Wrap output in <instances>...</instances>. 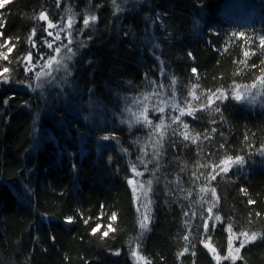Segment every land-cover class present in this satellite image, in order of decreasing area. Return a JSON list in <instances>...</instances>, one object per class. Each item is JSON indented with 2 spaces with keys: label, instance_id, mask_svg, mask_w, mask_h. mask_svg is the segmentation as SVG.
I'll use <instances>...</instances> for the list:
<instances>
[{
  "label": "trees",
  "instance_id": "trees-1",
  "mask_svg": "<svg viewBox=\"0 0 264 264\" xmlns=\"http://www.w3.org/2000/svg\"><path fill=\"white\" fill-rule=\"evenodd\" d=\"M116 5L10 0L0 8V73L10 69L0 75V264H264V0ZM41 12L53 24L74 18L72 53L53 51L67 44L65 32L47 47L56 30L44 31ZM89 15L97 20L84 27ZM49 56L62 63L38 86L25 65L41 68ZM217 89L228 98L202 108ZM185 131L200 135L193 142ZM227 156L244 163L211 179ZM242 232L259 235L245 242Z\"/></svg>",
  "mask_w": 264,
  "mask_h": 264
},
{
  "label": "snow or ice",
  "instance_id": "snow-or-ice-1",
  "mask_svg": "<svg viewBox=\"0 0 264 264\" xmlns=\"http://www.w3.org/2000/svg\"><path fill=\"white\" fill-rule=\"evenodd\" d=\"M9 2H10V0H2V2H0V8H2L5 4H7ZM112 2H113L114 5H116V0H112ZM57 6H59V0H57ZM116 7H117V10H120L118 5H116ZM37 19L47 21V28L44 29V31H47L48 28L56 30L55 31V35L53 34V32L47 31L48 36H53V40L52 41H48V40L44 41V43L47 44L48 48L52 49L53 48V44L56 41L61 40L60 33L61 32H65L66 33V38H67V41H68L67 44H61L60 46H57L56 48H54L53 51L58 54L61 51V48H64V49H66V51L68 53H72V48L70 47V45L72 44L71 28H72V25L75 23L73 17L69 16L66 23L61 24V23L57 22V24H53L52 21L48 19V16H47L46 12H41L39 14V16L37 17ZM96 20H97V17L95 15H89V16H87V17H85L83 19V25H84V27H89L90 24L91 23H95ZM35 31L36 30L33 29L32 36L35 35ZM241 35H243V34H241ZM29 39L31 40L32 37L30 36ZM260 44H261V47H264V37L260 38ZM3 46L4 45H0V47H3ZM32 46L35 47V41H32ZM14 47H15V45L12 46V48H14ZM12 48H8V52L9 53L12 51ZM189 55H191V53H189ZM244 55H245V57H247L249 55V53L245 52ZM41 58L43 59V56H41ZM3 59L7 60L8 56L7 55H3ZM24 59L27 60L29 62V64H31L32 53L29 52L27 54V56L24 57ZM68 59H71V56H69ZM61 63H62V60H58L56 58V56H49L48 59L45 61V65L42 66L41 71L35 73L36 78L37 79H41L42 77L51 76V71L53 69V65L55 64L56 67H57V70H58L59 66L61 65ZM34 67H35V65H32V68H34ZM44 67H47L48 71H44ZM66 67L67 66L65 65V68ZM31 70H32L31 68H29L27 65H25V71L26 72L27 71H31ZM9 71H10V69L8 67H4L3 71H2V73H0V75H3L4 73H8ZM192 71L195 73L196 69H192ZM261 71H262V73H264V69H262ZM3 79H4L5 82H7L8 77L6 75H4ZM257 79L259 80L261 85H264V74H262ZM172 83L175 84V80L174 79H173ZM255 86L256 85L253 84L251 87H255ZM196 87H198V86L197 85L193 86V88H196ZM240 87L241 86L236 85L235 88L233 89V92H232V95H233V97L236 100L243 99V96L238 94L237 91H236V89H239ZM245 87H247V86H245ZM190 94L194 96V93H190ZM227 98H228V94H227L226 90L217 89L215 92H210V94L207 97L208 104L207 105H202V108L206 109L208 106H210L211 104L215 103L216 100H223V99H227ZM156 110L163 112L164 109L163 108H157ZM215 110L217 112L220 111V109L218 107ZM180 111H181V115L185 114L183 109H180ZM194 112H195L194 109L193 110H189L187 114L188 115H194ZM141 116H143L144 122L147 123L149 126H151V121H149L148 118H147L146 110L141 112ZM178 120H180V117H173V121L174 122L178 121ZM181 123H183V122L181 121ZM163 127H164V124H163V121H161L160 124H158V125H156L154 127L153 132L155 133L157 130H159V129L163 128ZM183 127H184V129H188V125L187 124H183ZM164 134H165L164 131H159L160 140L157 141L158 144L163 140ZM182 135L184 136V138L186 140L191 138L193 140V142H195V140L199 137L200 134L197 133L196 136L190 137L189 133L187 131H185V132L182 133ZM205 138L207 139V137H205ZM103 139H110V137L105 136V137H103ZM245 139H247V137H245ZM222 147H223V145H221V148ZM141 163H144V161L142 159H141ZM243 163H244L243 157L237 156V157L233 158L231 156H227L226 158H224L223 160L220 161V164L214 166V170L215 169H219V171H216L215 175H211V179H215L216 175H220L222 173H227L229 171V169L234 164H243ZM131 168H132V171L137 176L143 175L142 172H138L136 170V166L135 165H132ZM128 183L132 184L133 180L129 179ZM147 184H148L149 190H150L152 181L151 180L147 181ZM140 187L143 188L144 185L141 184ZM201 191H205V189H201ZM211 191H212L213 196H215V189H211ZM242 191H243V189H242ZM145 195H147L146 192H145ZM217 199H218V197H217ZM249 203H254V201L249 200ZM213 207H214V205H213ZM207 211L211 214L212 213V207H209L207 209ZM66 219H67L68 222H71V220H72L71 217H67ZM110 219L113 220V221L116 220V213H112ZM215 219L219 220L220 216L219 215H215ZM147 220H148V216L144 215V217L140 221V226H141L142 229L147 228V224L145 223V221H147ZM87 222L88 221L86 220L85 223H87ZM98 227H99V225L97 226V228H93L92 229L93 233H95L98 230ZM108 228L110 230H112V231L115 230V229L111 228L110 224L108 225ZM205 228L207 230V226H205ZM228 230L231 231V226H229ZM107 235H108V231H105L103 233V236H107ZM240 235L246 237V241L245 242H254L258 238L259 234L253 232V233H251V235H249L248 232H242V233H240ZM183 239L187 240L188 237L185 236V237H183ZM243 246H244V243L242 242L241 243V247H243ZM205 247H208V245L206 244ZM184 251L187 252L188 249L185 248ZM213 251H214V249H213ZM236 251H239V249H237ZM116 254H119V253L117 252ZM181 254H183V253H181ZM133 255H136V253L133 252ZM140 258L143 259V257H140ZM224 258L227 259L228 257H224ZM232 258L235 259V257H232Z\"/></svg>",
  "mask_w": 264,
  "mask_h": 264
},
{
  "label": "rangeland",
  "instance_id": "rangeland-1",
  "mask_svg": "<svg viewBox=\"0 0 264 264\" xmlns=\"http://www.w3.org/2000/svg\"><path fill=\"white\" fill-rule=\"evenodd\" d=\"M0 2H2V0H0ZM44 65H45V63H44ZM41 68L40 67H36V65H35L34 68H32V66H31L32 70L30 72V75H32L35 84H37L38 86H41L42 84H44L45 81L52 76L53 71L57 70V67L54 64L53 65V69L51 71V76H46V77H42L41 79H37L36 76H35V73L41 71ZM59 68H60V66H59ZM44 71H48V68L44 67ZM145 192H146V190L144 188L136 189V200H137V204H138V207H139V213H140V216H141L140 218L141 219L144 217V215L148 216V213H149L148 198H147V195H145Z\"/></svg>",
  "mask_w": 264,
  "mask_h": 264
}]
</instances>
